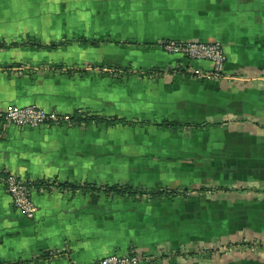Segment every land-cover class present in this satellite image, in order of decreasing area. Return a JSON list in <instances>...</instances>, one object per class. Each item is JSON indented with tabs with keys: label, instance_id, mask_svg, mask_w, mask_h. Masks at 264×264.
<instances>
[{
	"label": "crops",
	"instance_id": "crops-1",
	"mask_svg": "<svg viewBox=\"0 0 264 264\" xmlns=\"http://www.w3.org/2000/svg\"><path fill=\"white\" fill-rule=\"evenodd\" d=\"M161 39L222 43L224 76ZM27 105L132 123L3 132L1 263L264 264V0H0V114ZM8 173L33 183V219Z\"/></svg>",
	"mask_w": 264,
	"mask_h": 264
},
{
	"label": "built area",
	"instance_id": "built-area-1",
	"mask_svg": "<svg viewBox=\"0 0 264 264\" xmlns=\"http://www.w3.org/2000/svg\"><path fill=\"white\" fill-rule=\"evenodd\" d=\"M156 46L166 53L181 55L188 59L208 61L212 65L209 78L219 79L224 76V67L227 56L220 42L203 43L197 41H179L174 39H161ZM59 115L47 111L36 105L11 106L0 114V136L11 126L19 128L38 129L56 121ZM6 192L12 198L15 209L29 219H33L37 206L33 201V183L31 180L19 175L8 173L2 178ZM154 257L137 252L128 254H110L93 264H143L149 263ZM0 264H3L0 262Z\"/></svg>",
	"mask_w": 264,
	"mask_h": 264
},
{
	"label": "trees",
	"instance_id": "trees-1",
	"mask_svg": "<svg viewBox=\"0 0 264 264\" xmlns=\"http://www.w3.org/2000/svg\"><path fill=\"white\" fill-rule=\"evenodd\" d=\"M52 47H56V45H53ZM121 69H116L113 70V72H119ZM61 122H66L68 124L71 125H79L82 123L88 124V123H92V122H99V123H105L108 125H112L115 123H123V124H131L132 122H127L124 120H117V119H106L104 117H99V116H89L87 113H80L77 112L74 116H64L61 117L59 116V118L52 122V124H57V123H61ZM157 126L159 128H164V129H170V130H177L179 129L182 125L178 122H169V121H163L159 124H157ZM68 185V184H67ZM86 188V190H85ZM84 191H88V190H101L100 187H97L95 185H85V187L83 188ZM102 190H107L108 193L110 194H115V195H128V196H137L140 195L141 197L146 195L149 196L151 198H157V197H161L163 195H175L177 193V191L174 190H159V191H146L144 189H135L129 185H124V186H120V185H114L112 187H107V188H103Z\"/></svg>",
	"mask_w": 264,
	"mask_h": 264
}]
</instances>
